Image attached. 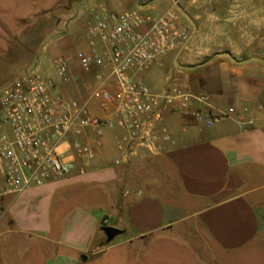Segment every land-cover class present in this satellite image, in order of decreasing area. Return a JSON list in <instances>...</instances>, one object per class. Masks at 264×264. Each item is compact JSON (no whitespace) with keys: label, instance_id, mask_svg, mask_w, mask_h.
<instances>
[{"label":"crops","instance_id":"obj_1","mask_svg":"<svg viewBox=\"0 0 264 264\" xmlns=\"http://www.w3.org/2000/svg\"><path fill=\"white\" fill-rule=\"evenodd\" d=\"M155 1L129 0L141 10ZM177 1L193 22L175 0L168 9L197 35L164 59L166 77L152 89L181 86L237 114L210 126L167 115L158 130L170 138L156 147L120 150L113 129L70 135L61 150L71 153L78 139L96 147V157L76 154L70 174L0 196V264H264V40L254 25L237 26L239 5L226 16L221 6L192 14ZM206 41L213 46L202 47ZM71 75L60 94L110 116L91 98L98 81L80 64ZM105 226L122 233L108 242ZM252 251L261 258H236Z\"/></svg>","mask_w":264,"mask_h":264},{"label":"built area","instance_id":"obj_2","mask_svg":"<svg viewBox=\"0 0 264 264\" xmlns=\"http://www.w3.org/2000/svg\"><path fill=\"white\" fill-rule=\"evenodd\" d=\"M180 16L176 8L153 16L141 9L117 13L106 6L93 14L87 25V50L76 56L82 71L98 81L91 98L104 111L110 110V116L94 115L87 103L53 92L56 82L34 71L23 70L1 89L0 196L70 174L76 154L90 160L96 157V147L78 139L71 141V153L61 150L70 135L89 130L103 136L113 129L120 133V150L131 143L156 147L161 137L170 138L158 130L167 115L192 117L207 126L236 115L233 106L215 110L207 95L181 86L156 91L137 79L186 45L190 29L179 23ZM54 65L61 84H68L69 60L58 56ZM196 102L204 107H195Z\"/></svg>","mask_w":264,"mask_h":264},{"label":"rangeland","instance_id":"obj_3","mask_svg":"<svg viewBox=\"0 0 264 264\" xmlns=\"http://www.w3.org/2000/svg\"><path fill=\"white\" fill-rule=\"evenodd\" d=\"M182 3L192 14L205 10L211 12L216 6L226 7L224 16L230 14L227 12L230 5H239L241 8L235 13L239 21L237 26L245 28L247 24L254 25L258 39L264 40V0H182ZM101 6L117 13L134 10L129 0H0V95L1 89L23 70L34 71L43 79H52L57 83L53 92L60 93L62 85L54 59L63 56L69 60L71 68H78L76 54L80 50H87V25ZM168 6L167 0L155 1L142 12L156 16ZM197 31L198 27L195 30L193 26L190 27L191 38L197 35ZM208 46L213 45L207 41L206 45H202L205 48ZM164 62L167 61L140 73L137 79L156 89L167 74ZM2 115L0 107V119ZM261 256V253L252 251L249 254L241 253L236 258L256 261ZM189 259L193 260L192 254ZM224 259L232 258L224 255Z\"/></svg>","mask_w":264,"mask_h":264},{"label":"water","instance_id":"obj_4","mask_svg":"<svg viewBox=\"0 0 264 264\" xmlns=\"http://www.w3.org/2000/svg\"><path fill=\"white\" fill-rule=\"evenodd\" d=\"M175 3H176V6L178 7V9L180 10V12L182 14L186 15L192 21V19L190 18L189 14L184 11V9L182 8V6L179 4V2L177 0H175ZM223 54L228 55L232 59V61L240 62V61H237L232 56V54L230 52L219 53V55H223ZM255 59H258V58H255ZM262 60L264 61V59H262ZM103 231H104V233L107 236V241L108 242H111L117 235L122 233V230L120 228H118V227H115V226H105V227H103Z\"/></svg>","mask_w":264,"mask_h":264}]
</instances>
